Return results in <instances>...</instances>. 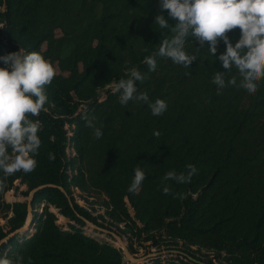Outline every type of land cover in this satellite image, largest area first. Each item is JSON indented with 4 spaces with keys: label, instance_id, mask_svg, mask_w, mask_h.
<instances>
[{
    "label": "trees",
    "instance_id": "16d2710c",
    "mask_svg": "<svg viewBox=\"0 0 264 264\" xmlns=\"http://www.w3.org/2000/svg\"><path fill=\"white\" fill-rule=\"evenodd\" d=\"M159 4L0 0V56L21 48L35 51L56 71L45 86V110L38 117L29 115L42 125L37 167L7 177L0 171V214L11 213L7 231L0 226V260L16 264L19 256L20 264H125L118 249L83 232L85 221L100 224L75 202L73 189H93L106 198L109 219L125 224L123 234L170 250L165 260L160 254L150 258L151 264H212L207 253L220 264H264V79L254 94L229 85L217 95L216 71L225 72L226 82L235 76L237 85L241 77L235 67H222L223 41L212 56L207 42L197 49L194 37L184 46L196 56L189 68L156 55V69L150 71L145 57L172 36L155 16L175 23ZM240 35L239 28L227 33L233 45ZM130 68L145 77L134 81L138 93L167 103L163 115L153 116L143 102L120 105L110 84L127 79ZM88 121L101 129V138ZM9 154L14 155L11 149ZM189 164L197 169L190 183L163 179L169 171L187 174ZM137 167L145 179L133 193L127 189ZM16 181L26 187L24 194L33 192L34 210V230L17 240L28 205L3 201ZM50 207L68 221L66 230Z\"/></svg>",
    "mask_w": 264,
    "mask_h": 264
},
{
    "label": "clouds",
    "instance_id": "9594fccd",
    "mask_svg": "<svg viewBox=\"0 0 264 264\" xmlns=\"http://www.w3.org/2000/svg\"><path fill=\"white\" fill-rule=\"evenodd\" d=\"M160 9L167 10L168 15L175 21L169 25L164 15L155 16V22L162 29L170 28V39L162 40L160 47L153 56L145 57V63L150 71L156 69L155 56L170 58L173 63L189 68L196 56L188 55L184 46L188 37H194L199 48L208 44V50L214 56L218 44L223 41L225 51L218 56L222 67L227 71L235 67L241 77L237 85L233 76L225 81V72H218L212 80L217 86V95L231 85L247 90L254 94L258 81L264 79V0H160ZM3 26H0L2 28ZM239 28L240 38L233 45L227 33ZM4 67H0V171L5 177L17 172L31 173L37 167L41 139L37 135L42 127L39 120L29 119L38 117L44 111L47 102L45 86L51 84L56 71L53 65L38 52H26L23 48L0 56ZM127 79L113 80L110 84L112 93H119V103L127 106L129 101L148 104L153 116H161L167 110V103L162 99L154 102L149 100L146 92L138 93L134 81H142L145 77L137 68L127 70ZM88 127L94 128V136L99 139L103 133L95 128L92 121ZM159 136V133H154ZM9 149L14 155L9 154ZM54 160L55 155L49 154ZM187 174H177L169 171L163 179L175 180L177 183H190L197 169L189 164ZM145 179L142 168L134 169V178L127 189L137 192ZM4 181L0 180V189ZM167 195L168 187L163 189ZM22 257H17L20 264ZM0 264H12L8 259L0 260Z\"/></svg>",
    "mask_w": 264,
    "mask_h": 264
},
{
    "label": "rangeland",
    "instance_id": "374dc122",
    "mask_svg": "<svg viewBox=\"0 0 264 264\" xmlns=\"http://www.w3.org/2000/svg\"><path fill=\"white\" fill-rule=\"evenodd\" d=\"M67 154L71 156L72 151L67 150ZM25 192L26 187L16 181L13 185V188L3 195V201L5 203L12 204L14 202H25L28 205V214L24 223L25 228L23 227L17 232V238L13 236L16 240L34 230V210L31 208L33 192H29L27 195L24 194ZM73 196L75 202L79 206L85 208L93 217L96 218L97 223L100 224L95 225L91 222L85 221V225L82 228L84 234L99 241L108 242L114 248L118 249L122 254V259L125 264H151L150 258L157 254H160L161 258L164 260L170 256V250L168 251L164 246H155L151 241H143V239H137L134 236L132 237L130 233L123 234L122 230L125 229V224H116L109 219V217L106 215V198L101 193L93 189H90L86 192L73 189ZM43 208L44 204L39 207V214L42 212ZM49 211L55 214L57 218V224L61 225L62 228L66 230L68 221L60 216L54 208L50 207ZM130 213L132 215L131 211ZM10 216L11 213H8L7 217H4L2 214H0V226L4 229V232L7 231L6 220ZM137 225L140 226L138 223ZM191 250L194 251L197 250V248L192 247ZM207 254V258L212 260V264H220L214 258V255L210 253ZM207 258L203 257L202 260L205 261Z\"/></svg>",
    "mask_w": 264,
    "mask_h": 264
},
{
    "label": "water",
    "instance_id": "95a60500",
    "mask_svg": "<svg viewBox=\"0 0 264 264\" xmlns=\"http://www.w3.org/2000/svg\"><path fill=\"white\" fill-rule=\"evenodd\" d=\"M23 227H24V226H23ZM23 227H22V228H23ZM24 228H25V227H24ZM135 262H136V261H135Z\"/></svg>",
    "mask_w": 264,
    "mask_h": 264
}]
</instances>
